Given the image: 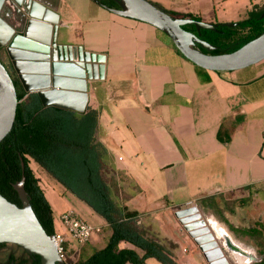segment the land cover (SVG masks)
<instances>
[{
    "label": "crops",
    "instance_id": "crops-1",
    "mask_svg": "<svg viewBox=\"0 0 264 264\" xmlns=\"http://www.w3.org/2000/svg\"><path fill=\"white\" fill-rule=\"evenodd\" d=\"M57 1H37L46 9L56 7V23L41 8L33 9V17L58 25V45L83 52L80 56L67 51L72 60L66 61L81 62L90 71L87 109L98 113L96 140L107 150L116 175L121 172L138 186L139 201L132 194L133 204L135 200L141 201L140 208L177 209L208 202L244 239L242 243L256 251L259 260L252 264H261L264 252L243 231L264 225L259 218L264 216V61L237 71H209L186 59L168 35L147 23L107 11L91 0ZM147 1L216 25L264 16V0ZM3 28L1 47L12 37ZM37 178L41 187L42 179ZM208 199H214V206ZM77 200L79 209L87 210L107 231L96 250L102 249L111 234L108 224ZM232 201L237 204L230 205ZM242 205L250 211L261 209L253 224ZM67 210L73 209L66 208L58 217ZM180 219L193 239L202 238L193 213L184 210ZM54 225L59 229L58 218ZM122 247L132 248L128 243ZM71 249L83 257L95 251ZM186 258L197 264L191 254ZM150 259L154 258L144 264ZM228 263L232 264L229 259Z\"/></svg>",
    "mask_w": 264,
    "mask_h": 264
},
{
    "label": "trees",
    "instance_id": "trees-1",
    "mask_svg": "<svg viewBox=\"0 0 264 264\" xmlns=\"http://www.w3.org/2000/svg\"><path fill=\"white\" fill-rule=\"evenodd\" d=\"M100 1L110 8L120 9L115 0ZM165 12L173 17L201 21L190 14ZM183 29L196 34L193 25H186ZM217 29L218 32L202 30L200 38L215 47L221 39L229 44L238 41V49L264 32V16H252L233 28L218 25ZM236 49L222 51L217 48L211 54L230 53ZM0 61L14 82L18 99L13 128L0 143V195L21 206L13 185L21 179L22 158L24 187L31 207L46 233L49 236L55 234L52 210L29 166L28 158H31L108 224L111 234L105 246L82 257L78 264H144L149 258L161 264H178L169 255V248L151 235L148 228L140 225L139 212L126 205L131 197H122L123 204L114 200V196L125 194L120 185L124 177L116 175L109 165L107 150L96 140L98 113L89 108L80 114L57 106H42L37 94L26 93L18 80L13 78L8 57L1 49ZM208 201L214 206V199ZM243 233L255 239L264 252V225H260L259 230L249 229ZM122 243H128L132 248L122 247ZM6 245L0 244V248ZM171 246L176 247L174 244ZM31 258V264H40L38 256ZM10 261L16 260L11 257ZM18 264H25V261L20 260Z\"/></svg>",
    "mask_w": 264,
    "mask_h": 264
},
{
    "label": "water",
    "instance_id": "water-1",
    "mask_svg": "<svg viewBox=\"0 0 264 264\" xmlns=\"http://www.w3.org/2000/svg\"><path fill=\"white\" fill-rule=\"evenodd\" d=\"M91 1L107 11L147 23L159 29L169 36L175 47L186 59L203 69L209 71H237L264 61V32L233 52L211 54L217 47L202 40L200 36L202 30L218 32V25L216 24L173 17L147 0H115L120 9L105 6L100 0ZM8 2L9 0H0V21L12 36L6 45V51L24 91L37 94L44 107L57 106L76 113H84L88 105L86 83L87 78L90 79L89 69L87 72L83 70L80 72L76 66L66 63L64 64L65 68H59L60 71H58L55 65H51L53 78L62 74L71 78L73 74L75 75L79 72L77 78L81 82L80 86H71L74 89H66L64 94L57 93L54 91L55 89L53 91H42L32 86L33 83L28 81L27 75H24V73H37L39 71L29 63L34 58L25 56L22 53L17 54L15 51L18 49L16 48H21L19 50L22 51L37 50L41 43L46 42L48 39L45 41L46 32L40 24L33 23L25 16L20 20L19 17H14L13 11L11 12L10 7L7 5ZM22 9L27 12L26 1L23 3ZM29 10L32 13L33 9L29 8ZM47 13L53 18L51 22L56 23L58 21L59 16L56 13V7H49ZM186 25H193L196 29V34L185 31L183 27ZM225 26L233 28L236 24H227ZM49 29L51 30V28ZM52 32L50 39L46 42L53 48L52 55L57 49L70 50L72 48L71 46L57 44L58 25H55ZM2 44L4 43L0 42V47ZM78 49L81 50L80 47ZM200 49L207 53L202 52ZM17 105L18 99L14 82L0 61V143L13 128ZM20 159L22 176L13 185V189L18 195L21 206L19 207L9 202L0 195V244L13 245L30 256H38L40 264H76L74 258L78 253H74L72 257L66 254L64 259H62L58 254L54 237L46 233L36 217L24 187V162L22 158ZM183 208H177V210H180L175 213L177 217H180L181 212L188 209ZM193 209L198 213L196 207H193ZM198 219L202 221V226L205 228L206 234H208V240L212 243L211 248H214V255L222 264H229L228 259L232 264H252L259 260L256 251L252 247L238 241L224 224L212 218L209 221L210 228L206 221L201 220L200 215ZM180 222L185 224L181 219ZM217 240L221 241V246ZM200 249L208 260H210L208 255L213 259L212 255L204 251L202 245ZM224 252L227 254L228 259L224 256Z\"/></svg>",
    "mask_w": 264,
    "mask_h": 264
},
{
    "label": "rangeland",
    "instance_id": "rangeland-1",
    "mask_svg": "<svg viewBox=\"0 0 264 264\" xmlns=\"http://www.w3.org/2000/svg\"><path fill=\"white\" fill-rule=\"evenodd\" d=\"M35 1H39V0H35ZM249 18L250 17H248L247 19ZM223 23L227 25V24H237L238 22L230 23L225 20ZM224 24L220 23L219 25H224ZM238 46H239L238 41L230 42L229 44V42H225L223 39H221L217 45V48L222 51H230V50L236 49V47ZM6 47L7 46H3V47H0V49L8 57V62L11 67L13 78L17 79L19 82L18 76L15 73L12 67L11 60L7 54ZM67 59H70V58H67ZM82 60L84 61V59ZM28 94H33V93H28ZM25 99L27 98L25 97ZM28 162H29V166L32 169L35 177H39L42 179L41 187L46 196V199L51 205L52 216H53V220L55 221V223H57L58 214L60 212H62L66 208H71L75 210L88 223L94 226L100 227L96 225L95 221H93L90 218V215L87 214L86 212L87 210L79 209V207L81 206L78 204L79 202L73 194L68 192L59 182H57L47 172H45L34 160H32L31 158H28ZM119 173L121 176L124 177V182L120 183V185L122 189H124L125 194H123L122 196L121 195L114 196V200L116 201V203L123 204L125 195L130 196L131 198L126 202V204L130 203L128 204L129 205L128 207L131 209L133 207L134 208L138 207L137 211L139 212V215H140L139 217L140 225L148 228L151 235H154L160 242L164 243L169 248V251H170L169 255L171 256V258L175 259L179 264H192V260L189 258L188 259L186 258L189 254H191L192 257L194 256V258L197 259L196 260L197 264H208L209 260L204 255V252L200 249V246H198L195 240L191 237V234L187 231L186 224H182L180 222V217H177L175 215V213L179 212L180 210H177L176 208H171L168 206H156L155 208H140L139 203L141 201L136 203L135 200L133 204L132 194H135L133 195L134 196L133 198L137 197L138 190H139L138 186L131 183L130 180H128V178L126 179L125 175H123L121 172ZM137 200L139 201V198ZM243 206L244 205H242V207ZM190 207L191 208L196 207L198 209V214L202 218L201 220L206 221L210 228L211 226L209 224V221L212 218H214L218 220L219 222H221L222 224H224L226 228L233 234V236L238 241L242 242V240H244L236 236V234L233 233L229 229L228 224L223 221L222 216L216 213V211H214L212 208L208 207V202L206 204H204L203 202L198 203V204H191L187 207H184L183 209L190 208ZM243 208H241V210H243L244 212H247L251 220L250 223L253 224L255 222L254 219H258V217H256V215H258L257 212L261 213V209L260 208L254 209V207H252L251 208L252 211H250V209L246 208L245 206ZM262 212H264V210H262ZM259 218H261L262 220L264 219V216L259 217ZM229 219H232V218L229 216ZM235 225L238 227H241L239 226V224H235ZM106 236H107V231L103 227H101L100 233L93 234L90 238V241L86 244L80 245L71 239H67V242L64 244L66 253L72 257L74 253L71 248L81 250L82 248L87 247V250L89 252L91 250H96L99 246L98 243H100L99 239H101V243H102V240H104ZM217 241H218V244L221 246V241L219 240ZM172 244H174L177 247L175 255H173L172 253V250L175 248L171 246ZM225 255L228 258L226 253ZM11 257H14L16 261H20V260L25 261V264H31V261H32V258L30 255L26 254L22 249L16 246L7 244L6 246L0 248V262L1 263H8ZM82 257H83L82 254L81 256H79V254L76 255L74 258L75 259L74 262L78 264ZM146 264H161V263L157 262L155 259H150L148 260Z\"/></svg>",
    "mask_w": 264,
    "mask_h": 264
},
{
    "label": "bare ground",
    "instance_id": "bare-ground-1",
    "mask_svg": "<svg viewBox=\"0 0 264 264\" xmlns=\"http://www.w3.org/2000/svg\"><path fill=\"white\" fill-rule=\"evenodd\" d=\"M26 1V6H27V12H24L22 9L23 3ZM57 1V0H55ZM10 7L11 12L13 11V16L14 17H19V20L25 16L27 19L31 20L33 23L35 24H40L43 27V30L46 32V39L45 41L48 39H50V34H52V30L54 29L55 25L51 24V23H46V22H42L38 19H36L35 17H33V12L31 13L29 8L31 9H38L41 8L43 11H47L48 9H46L44 6H42L41 4H39L37 1L35 0H9L8 4ZM4 25V24H3ZM2 23H0V39H2V41L5 40V36L4 35V28H3ZM5 27V25H4ZM6 28V27H5ZM51 28V30L49 29ZM7 30V28H6ZM7 33H9V31H7ZM6 34V33H5ZM10 34V33H9ZM47 40V41H48ZM46 41V42H47ZM41 43V45L39 46V48H37V50L34 49H30V50H19L21 48H16L18 50H14L17 54L18 53H22L25 56L28 57H33L34 59H32L31 65H33V68H36L37 70H39L37 73H24V75H27L26 78H28V81H31L33 84L32 86L38 88V90H42V91H50V90H54L57 93H62L64 94V90L68 89L69 85L73 86V87H79L81 82L78 81V73H76L75 75L73 74V77H69L66 75H58L56 77L53 78V74L52 71L49 70V68L51 69V65H55V67L62 69L65 68L64 64L68 63V64H72L74 66H76L80 72H82V70L84 72H86L85 66L83 63L81 62H73V61H66L67 59V51L68 53H75L77 54L80 53V56L83 54V52H80L78 50H74L73 48L66 49L64 50L63 48L61 50H56L54 52V55H52V51L53 48L49 43ZM9 43V42H8ZM7 43V44H8ZM84 55V54H83ZM60 56V58H59ZM86 59H91L97 63H104V60L101 59V61L98 60H94L92 59V57L90 55L85 56ZM65 59V60H64ZM72 60V59H71ZM50 66V67H49ZM65 71V70H64ZM63 77V78H62ZM41 87V88H40ZM186 213H193V221L195 222V227L198 228V234L202 237H200L201 239H194L196 244L199 245V243L205 244V246H203L204 251L207 252L208 254L212 255L213 259L211 258V256L208 255V257L210 258L209 263L208 264H222V262H220V260L218 258H216V256L214 255V248L212 247V243H210V241L208 240V234H206L205 232V228L202 226V221H200V219H198V213L190 207V209L185 210ZM191 237H193L191 235ZM201 246V245H200Z\"/></svg>",
    "mask_w": 264,
    "mask_h": 264
},
{
    "label": "built area",
    "instance_id": "built-area-1",
    "mask_svg": "<svg viewBox=\"0 0 264 264\" xmlns=\"http://www.w3.org/2000/svg\"><path fill=\"white\" fill-rule=\"evenodd\" d=\"M58 226L59 229H55L53 237L58 254L62 259L67 254L64 247L67 239L82 245L88 243L93 234H98L101 231L100 227L88 223L74 210H67L60 214Z\"/></svg>",
    "mask_w": 264,
    "mask_h": 264
},
{
    "label": "flooded vegetation",
    "instance_id": "flooded-vegetation-1",
    "mask_svg": "<svg viewBox=\"0 0 264 264\" xmlns=\"http://www.w3.org/2000/svg\"><path fill=\"white\" fill-rule=\"evenodd\" d=\"M19 261H10L9 264L13 263V264H18Z\"/></svg>",
    "mask_w": 264,
    "mask_h": 264
}]
</instances>
